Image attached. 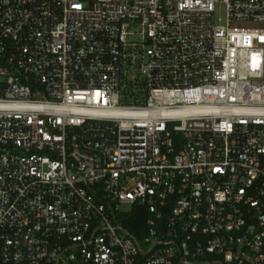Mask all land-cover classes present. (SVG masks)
Returning a JSON list of instances; mask_svg holds the SVG:
<instances>
[{"label": "built area", "instance_id": "1", "mask_svg": "<svg viewBox=\"0 0 264 264\" xmlns=\"http://www.w3.org/2000/svg\"><path fill=\"white\" fill-rule=\"evenodd\" d=\"M0 264H264V0H0Z\"/></svg>", "mask_w": 264, "mask_h": 264}, {"label": "trees", "instance_id": "2", "mask_svg": "<svg viewBox=\"0 0 264 264\" xmlns=\"http://www.w3.org/2000/svg\"><path fill=\"white\" fill-rule=\"evenodd\" d=\"M146 217H147V214L142 208L135 207L134 211L125 215L123 225L130 232L138 236V233H139L138 230L144 227Z\"/></svg>", "mask_w": 264, "mask_h": 264}, {"label": "rangeland", "instance_id": "3", "mask_svg": "<svg viewBox=\"0 0 264 264\" xmlns=\"http://www.w3.org/2000/svg\"><path fill=\"white\" fill-rule=\"evenodd\" d=\"M215 21L218 23H225L226 22V15H225V6L223 4H217L215 7ZM134 26L131 27V30ZM126 208V207H124ZM143 242V238H141Z\"/></svg>", "mask_w": 264, "mask_h": 264}, {"label": "water", "instance_id": "4", "mask_svg": "<svg viewBox=\"0 0 264 264\" xmlns=\"http://www.w3.org/2000/svg\"><path fill=\"white\" fill-rule=\"evenodd\" d=\"M162 228V227H161Z\"/></svg>", "mask_w": 264, "mask_h": 264}]
</instances>
